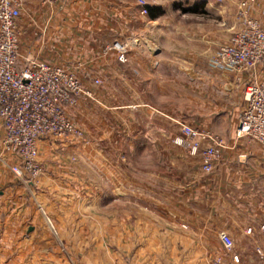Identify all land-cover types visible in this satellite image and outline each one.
<instances>
[{
	"label": "crops",
	"instance_id": "obj_1",
	"mask_svg": "<svg viewBox=\"0 0 264 264\" xmlns=\"http://www.w3.org/2000/svg\"><path fill=\"white\" fill-rule=\"evenodd\" d=\"M201 1L200 7L173 10L162 0H147V7L160 10L154 17L141 15L133 0H67L65 7L54 8L25 2L20 28L28 34L32 21L35 31L28 46L39 59L70 69L90 94L67 110L83 137L57 140L61 144L51 143L44 151L66 162L85 158L82 166L78 161L50 166L64 180L62 204L81 206L89 219L93 205L101 210L141 206L138 213L98 214L100 222L117 225L98 229L101 236L115 238L113 260L106 261V249L98 250L99 264H153V253L163 254L161 264H212L218 258L220 264H232L233 255L239 257L237 264H264L262 150L236 136L244 88L251 80L264 84V62L241 75L211 68V56L236 28L234 6L229 0ZM250 15L264 28V0L255 1ZM115 42L128 46L123 64L116 52H105ZM181 125L225 142L210 173L202 172L199 156L174 143ZM0 158V252L5 264H12L13 256L28 264L30 255L33 264H45L59 249L52 245L54 238L66 232L86 236L85 230H47L41 216L29 209L27 189L3 164L13 157L0 149ZM92 158H98L93 168L103 178L97 186L89 182L90 166L84 165ZM57 181L47 185L41 180L36 189L52 191ZM137 221L143 228L133 225ZM123 222L129 228H122ZM154 223L161 229L155 230ZM222 232L234 241L230 252L222 249Z\"/></svg>",
	"mask_w": 264,
	"mask_h": 264
},
{
	"label": "built area",
	"instance_id": "obj_2",
	"mask_svg": "<svg viewBox=\"0 0 264 264\" xmlns=\"http://www.w3.org/2000/svg\"><path fill=\"white\" fill-rule=\"evenodd\" d=\"M35 1L41 7L54 8L61 0ZM133 1L140 8L139 13L146 16L147 0ZM254 1H236L240 26L225 43L218 45L210 58L211 68L241 75L254 72L264 62V30L259 21L248 15ZM25 2L0 0V148L14 160L3 162L4 166L30 191L42 173L38 162L39 142L46 138L81 139L83 134L68 118L66 110L76 105L79 96L89 93L70 69L42 62L37 55H27L18 68L20 38L24 33L19 22ZM111 50L117 53L118 62L127 61L126 44L115 42L105 48V52ZM243 99L245 106L238 118L236 136L259 145L264 160V84L251 80L244 88ZM180 132L174 143L187 149L191 156H199L202 172L210 173L226 149L225 142L187 125H181ZM202 141L208 145L201 147ZM219 240L225 252L232 250L234 241L230 235L222 232ZM231 261L237 264L239 257L233 255ZM220 263V258L212 260V264Z\"/></svg>",
	"mask_w": 264,
	"mask_h": 264
},
{
	"label": "rangeland",
	"instance_id": "obj_3",
	"mask_svg": "<svg viewBox=\"0 0 264 264\" xmlns=\"http://www.w3.org/2000/svg\"><path fill=\"white\" fill-rule=\"evenodd\" d=\"M233 1L236 3L237 0H233ZM255 1H254V4H255ZM66 2H67V0H61L60 2L57 3V5L61 6V7H65V5L67 4ZM162 2L165 4V6H167L168 9L170 8L173 10H176L179 8L181 9L182 7H185V6L200 7L203 4V2L201 0H162ZM229 2H231V1H229ZM235 3H232L234 6V12H233L234 26H236V28H234V30H236L240 26L239 19L236 18L237 13H236ZM254 4H252L251 7ZM251 7L249 8L248 15L252 19H256L257 21H259L256 17H253L250 15ZM23 16L26 17V19L30 20L28 15L25 14ZM28 23H30V21ZM259 23H260V21H259ZM30 25H31L30 26V32L28 34L23 33L21 35V38H20V44H21L20 57L21 58H19V61L17 63L18 68L21 67V65L23 64L24 58L27 55H32V56L36 55L34 53V51H32V48L29 47L30 45L28 46L29 39L32 37H35V35H33L35 32L34 31V23L31 21ZM260 25H261V23H260ZM261 28L264 30L262 25H261ZM22 32H24V31H22ZM27 35H28V37H27ZM107 46H109V45H107ZM110 52H115V51L114 50L107 51V53H110ZM126 55H127V53H126ZM38 59H39V57H38ZM39 60L42 62H45L47 64H50L49 61H45V60H41V59H39ZM81 96H83V95H81ZM81 96H79V97H81ZM91 96H92V100L96 102V98H94L93 94H91ZM75 106H73V107H75ZM73 107H71V108H73ZM71 108H68V109H71ZM67 110H66V114H67L68 118L70 120H72L71 117H69ZM72 122H73V120H72ZM73 124L76 127V129L79 130L83 134L82 130L74 122H73ZM51 143H54L53 144L54 146L61 144L58 141L52 140L50 138L43 139L39 142V157H38L39 161L38 162H40V165L42 168V173H41L38 181L36 182L35 187L31 188V192L29 190H27V192H25L26 200H28V202H30V203H28L30 206L29 209H31V212H33V210H34L35 212H37L41 216V219H42L41 221H42L44 227L47 228V230H50L53 232H55V230L57 232L59 230H71L74 232H76L75 230H85V231H87L88 235L86 234V236H84L82 234V232L74 233V235H71V234H68L66 232V233L61 234L60 237L54 238V243H52V245L53 244L57 245L59 247V249L56 253L52 252L51 255L53 256V260L52 261L47 260V262L44 261L45 264H99V260H102V257H101L102 254L98 253L99 252L98 250L103 251V249H106V251H108V254H109L108 256L106 255V261H107V259L113 260V257L111 255L113 253L111 251L114 248L115 238L112 236L104 237L103 235L101 236L97 232H98V229L100 230L102 228L112 230L114 228H117V225L114 224V222L112 220L106 221V222H100L96 217L101 212H105V213H109V214H112V213L129 214V213H135V212L138 213L137 208H140L141 206L137 205V208H135L136 206L135 207L130 206L129 204L128 205H111V206H109L108 209L101 210L100 209L101 207L99 208V206L93 205V208H89V217H90V219H89L88 215H87L88 213H85V212L83 213L81 206L72 205V204H69V205L62 204L61 201L65 200L64 196H66V192H65V190L60 189V186H61V183L64 182V180H58L56 178L55 174H53L50 171V166L58 165V163H59V165L60 164L61 165L68 164V166H69V164L71 162L76 163L75 161L79 162V164L77 163V165L82 166V163H83L82 161L85 158L83 156H76V157H74V159L71 157V158H68V162H69L68 163L64 160L63 157L57 160L55 158L50 157V155L45 156L44 151H48ZM140 160H141V158H140ZM106 164L108 166H110L109 161ZM84 165L90 166V179L91 180L89 182L97 186L99 181L103 180L102 176L99 175L97 173V171L93 168L95 165H98V158H92V159H90V161L88 163L85 162ZM45 166L47 167L46 170H44ZM41 180L42 181L45 180V182H46L45 184H47V185H49L50 182L53 183L54 181L58 180L57 182H55L58 185H55L54 188H52V191L51 190L49 191V187L47 186L48 187L47 190L40 192L36 188L39 185ZM68 180H71V179L69 178ZM78 183H81V181L78 180ZM39 193H41L40 196H38ZM67 195H69V194H67ZM132 207H134V208H132ZM48 208H49V210H48ZM121 224L123 226L122 228L125 229V228H129L128 225L130 223L129 222H123ZM138 224H139V229L143 228L142 227L143 222H140V221L135 222L133 225H138ZM155 225H156V226H154L155 230L161 229L160 225H158L157 223ZM88 249H90L89 253H87ZM92 249H93V251H92ZM110 249H111V251H110ZM51 255L47 256L46 258L48 259V257H51ZM161 255H162V258H161ZM4 256H5V254L0 252V264H5L4 263L5 257ZM150 256L152 257L153 264H156V263L161 264L162 263L163 254L153 253ZM32 257H33V255L32 256L30 255L29 258L31 259V261L29 262V260H26V263L29 262L28 264H33ZM204 257H207L205 259L208 260V255H205ZM12 264H20V259L18 258V256L12 257Z\"/></svg>",
	"mask_w": 264,
	"mask_h": 264
},
{
	"label": "trees",
	"instance_id": "obj_4",
	"mask_svg": "<svg viewBox=\"0 0 264 264\" xmlns=\"http://www.w3.org/2000/svg\"><path fill=\"white\" fill-rule=\"evenodd\" d=\"M147 11L151 14V16H153V14H152L153 12H157V11H158L157 13L160 14V10H159V9L157 10V8H150V7H147ZM157 13H156V14H157ZM153 17H154V16H153Z\"/></svg>",
	"mask_w": 264,
	"mask_h": 264
}]
</instances>
